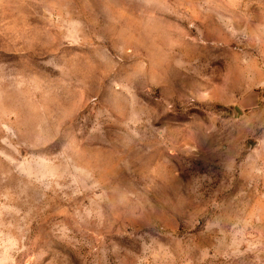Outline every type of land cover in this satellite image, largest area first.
I'll list each match as a JSON object with an SVG mask.
<instances>
[{
	"label": "rangeland",
	"instance_id": "1",
	"mask_svg": "<svg viewBox=\"0 0 264 264\" xmlns=\"http://www.w3.org/2000/svg\"><path fill=\"white\" fill-rule=\"evenodd\" d=\"M0 264H264V0H0Z\"/></svg>",
	"mask_w": 264,
	"mask_h": 264
},
{
	"label": "water",
	"instance_id": "2",
	"mask_svg": "<svg viewBox=\"0 0 264 264\" xmlns=\"http://www.w3.org/2000/svg\"><path fill=\"white\" fill-rule=\"evenodd\" d=\"M240 112V110H238Z\"/></svg>",
	"mask_w": 264,
	"mask_h": 264
}]
</instances>
